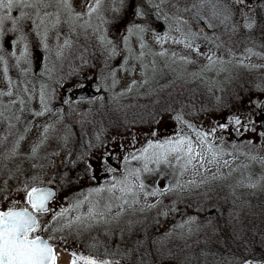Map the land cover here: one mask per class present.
I'll return each instance as SVG.
<instances>
[{
	"label": "rangeland",
	"instance_id": "1",
	"mask_svg": "<svg viewBox=\"0 0 264 264\" xmlns=\"http://www.w3.org/2000/svg\"><path fill=\"white\" fill-rule=\"evenodd\" d=\"M187 1L178 2V6L181 9L186 5L191 8L192 3L199 2ZM253 1L255 5L249 9L246 6L236 8L231 0H215L221 7L227 5L233 13L232 20L224 23L221 22L222 17H213L207 6L200 11L203 19L195 15V10L181 11L183 19L188 20L187 24L181 25L183 30L198 35L193 42V48H186L183 43H173L171 39L158 43L154 32L163 35L168 32L169 24L173 28L170 36L180 39V33L175 31L174 21L166 24L163 19L156 20L153 19L154 16H149L147 21H144L149 25V31L145 35L148 48L143 50L146 54L142 61L135 59L141 49L139 38L133 36L130 40L133 56L126 66L124 60L128 53L122 42V37L126 34L124 26L131 19L141 22L140 18L132 15L139 0L128 2L123 18L107 26L106 35L114 40L117 47L118 54L115 57H110L109 48L98 38L105 25L95 16L92 18V24L100 26L99 33L94 32L92 28L85 31L79 27L83 23L82 20L76 22L75 28L71 27L67 22L68 18L61 13V24L56 29L49 30L47 51L28 25L26 31L31 33L28 37L31 64L20 65V68L26 70V74H21L15 66V58L10 56L12 51L19 56L23 44L17 43L10 47V41L15 39V35L8 33L4 37V51L0 52V55H4L13 66L8 63L9 71L5 74L4 64L0 62V92L6 93L11 89L13 95H0V112L4 113V117L10 118L5 119L7 123H17L21 126L14 139V142L19 140L16 154L20 155V160H14L11 164L8 162V172L0 175V188H3L7 181L9 188L14 190L26 180L30 181L32 176H39L44 180V184L57 188L58 196L52 203V207L57 211L60 208H70L77 201H83L79 209L72 208L68 213L73 220L72 226L55 234L54 243L60 256L59 264H70L73 251L93 256H101L107 251L110 258L120 260L122 264H188L186 259L190 254L195 256L189 239L191 231L196 226H210L216 222L203 218L204 212L210 206L208 202L213 201L211 197L214 193L219 194L218 197L233 193V198L238 197L240 201L249 200L252 195L264 197V136L261 135L264 132L258 120L259 105L264 104V0ZM86 2L87 0H72L75 11L84 12ZM109 5L110 0H105L103 15L111 20L115 14ZM47 11L52 12L55 9ZM167 11L171 16L175 9L169 6ZM54 19L55 17L50 18L48 24ZM246 20L254 22V27H245ZM207 23H211L213 27H207ZM204 25L206 27H203ZM43 30L44 25H41L40 31ZM57 34L61 46L66 39L71 41L70 47L63 49V55L59 57L56 55L61 50L57 47ZM249 40H259V47L252 45ZM217 44L221 46L217 48ZM196 47H199V53L194 50ZM249 48L252 53L247 51ZM164 50L167 52L165 56L153 55ZM212 54H215L214 59L219 58L224 63H217L209 68L207 57ZM181 57H187L194 63H187ZM145 64L148 65L147 69L144 68ZM8 78H11L12 85H9ZM113 79L116 81L115 85ZM202 80L206 81V84L200 86L202 91L197 89L199 96L195 94L197 99L202 100V92H205V114H201V108H197L199 106L193 103L198 101L195 100V95L191 103L195 105L193 107L188 106V100L183 102L182 96L177 92L179 87L196 88L197 82ZM86 81H90L98 92L96 97L89 98L95 100L88 102L82 99V102H72L69 94L82 87ZM133 81L136 82L134 86ZM163 84L166 86L163 89L169 97L165 102L155 104L156 95L148 96V93ZM25 85L29 89L28 92L22 91ZM41 85H44L45 102L49 110L44 115L37 116L34 113L44 109L40 102ZM190 95L188 93V99ZM106 98L115 101L126 100L127 104L130 103L133 113V116H130V126L120 133L113 132L109 139L105 137L102 126L93 128L90 134L95 137V143L79 145L77 150L71 151L73 145L80 142H73L76 131L73 133L63 128V123H60L61 119L65 118L61 106L68 104L72 118L78 112L98 108L101 110L102 101ZM21 99L25 101L23 105L19 103ZM166 108L167 112L164 110ZM157 111L160 118L155 121L152 115ZM128 113L126 114L129 116ZM262 113L264 115V108ZM177 114L188 123L177 121ZM17 116L19 120L15 119ZM235 116L241 118L242 124L237 125L234 120L229 123ZM249 117L252 118L251 121H248ZM188 124L208 132L209 141L213 142L216 148L223 150L225 154L218 163L206 165L207 171L204 168L194 171L189 167L183 176L179 175L180 169L176 166L174 156L170 157V164H161L159 168L155 163H150L149 168L153 171L142 172L140 175L146 186L145 191L150 192L154 188L168 189L171 185L170 191H166L162 196H145L144 192H140L138 203L119 208L116 207L119 201H113L111 211L105 216H97L95 220L87 218L89 209L97 200L98 211L109 203L107 191L99 196L94 192L89 195L91 189L109 187L114 183L113 177L122 180L127 176L139 183V180L135 176H129V173L142 168L143 161L133 160L132 156H139L140 150L147 147L150 141L162 142L181 135H187L197 141L195 132ZM75 125L78 126L76 123ZM222 125L227 127H221ZM46 126H50L47 133ZM110 126L113 128L116 125ZM113 131L117 130L113 128ZM21 136L24 139L20 140ZM12 146L13 143L11 148ZM36 146L38 151L33 155L32 148ZM90 149L93 151L90 152ZM88 150L89 155L83 157V160L78 162L76 159V163L68 164L75 166L72 170L74 177L66 180L62 173L67 175V172H63L60 162L63 159L72 162L76 151L81 155ZM202 151L208 155L205 149ZM125 157L128 158L127 162ZM225 160L228 161L227 165L224 164ZM1 165L4 164H0L2 172L4 169ZM69 175L68 172L67 176ZM178 181L181 185L179 188L176 187ZM188 181L194 183L189 184ZM250 184L256 186L250 187ZM115 195H120L118 190ZM150 204L156 207H148ZM118 212L121 215L117 216ZM77 216H81L82 220L76 222ZM260 219L262 220V217ZM62 223H67V219ZM133 230L135 234L141 232V237L154 238L153 250L141 251L138 257L133 256L131 251L126 252L124 249L130 248V245L126 244L125 235L132 237L130 235Z\"/></svg>",
	"mask_w": 264,
	"mask_h": 264
},
{
	"label": "snow or ice",
	"instance_id": "2",
	"mask_svg": "<svg viewBox=\"0 0 264 264\" xmlns=\"http://www.w3.org/2000/svg\"><path fill=\"white\" fill-rule=\"evenodd\" d=\"M105 0H87L86 10L84 12H76L72 0H0V52L4 51L3 41L4 37L8 33L15 35V39L10 41L9 46L14 44L22 43L23 50L19 56H17L15 51L10 53L11 57L15 58V66L19 68L21 74H26V70L20 68L21 63L31 64L28 37L31 34L26 31L28 25L31 26V32L35 33L37 37L40 38L45 51L48 50V36L49 30L56 29L61 24V13H63L67 18V22L71 27L75 28L76 22L83 21L79 27L87 31L92 28L94 32H100L99 25L92 24V18L95 16L98 18L103 25V33H101L98 38L105 44L110 51V57H115L117 53V47L114 40L109 39L106 33L108 32V25L115 24L118 19H122L124 16L125 9L128 7L127 0H110V9L115 14L111 20L106 19L103 15ZM236 4H242L243 0H235ZM175 9V12L170 16L168 14L167 8ZM209 7L213 17H222L221 22H228L232 20L233 13L229 10L227 5L220 6L215 0H199V2H194L189 8L187 5L181 9L178 3L173 2V0H139L136 3L132 15L134 17L140 18L141 22H137L136 19H131L127 21L124 26L125 35L122 37V42L124 48L127 50V57H125V66L128 60L133 56V49L130 45V40L133 36L139 38V47L141 52L139 55L135 56V59L141 60L145 56L144 49L148 48L145 43V35L149 31V25L144 23L147 21L149 16H154L156 20L163 19L167 24L169 21H174L176 23L175 31L180 33V39L174 36H170L169 33L173 31L172 25L169 24L168 32L163 35L154 32L155 39L158 43H165L169 39L173 43H183L186 48H193V42L198 38L195 32H185L181 27L182 24H187L188 20L183 19L180 12H189L195 10V15L199 19H203L200 16V11L205 7ZM47 9H55V11L49 12ZM246 16V14H244ZM55 17V19L48 24L50 18ZM10 25V26H9ZM41 25H44L43 32L40 31ZM245 27L251 29L254 27V22H248L246 20ZM207 27L212 28L211 23H207ZM119 30V29H118ZM235 30V29H234ZM57 47L61 50L56 53V55L62 56L63 49L69 48L71 45L70 39H66L64 45L59 44V35L56 36ZM221 45L217 44V48ZM199 53V47L194 49ZM249 53H252V49H247ZM167 54L166 50L159 53H153V55L165 56ZM175 53H173V56ZM214 55H209L207 59L209 60L208 67L211 68L213 65L219 63L223 64L224 61L219 60V58L214 59ZM187 63H194V61L189 60L187 57H181ZM0 62L4 64V72L8 73V59L4 55H0ZM154 63V61H153ZM148 65H144L147 69ZM127 71V68L125 67ZM115 73H113V77ZM9 85H12L11 78H8ZM116 81L113 79V85ZM133 81V85H135ZM147 83V81H145ZM129 90H131V87ZM23 92H28L29 89L25 85L22 89ZM0 95L12 96L13 92L10 89L8 92H0ZM40 102L44 105V109L40 112L34 113V115L42 116L49 109L45 102V92L44 85H41L40 89ZM15 103V101L13 102ZM21 105L25 103L23 99L19 101ZM68 103V101H65ZM259 103V102H258ZM264 108V104L259 105ZM0 117H4V113L0 112ZM4 119L9 120V117H4ZM19 120V117H15ZM177 121H183V117L179 114L175 116ZM234 120L235 124H242L241 118L235 116L229 120L232 123ZM188 123L187 121H183ZM9 129L14 127L11 123L8 125ZM45 127V133H47L48 128ZM188 127L195 132L197 141L187 135H181L174 138H169L165 141H157L155 143L149 142L147 147L140 150V155H133V160H142L143 167L136 169L134 173H129V176H135L139 183L130 180L127 176L122 180H116L113 177L114 183L109 187H99L96 189H91V193H96L98 196L105 191L109 193V203L105 204L103 209L98 211L99 200H97L88 212V219L95 220L97 216H105V214L111 211L113 206V201H119L116 207L124 208V206H131L132 204L139 202L140 192H144L145 196H162L166 191H170L172 186L170 185L168 189L154 188L152 191H145V184L140 175L142 172H152L153 170L149 168L150 163H155L157 168L161 164H170V157L174 156L176 166L180 169L179 175L183 176L184 172L191 167L194 171L198 168H204L207 171L206 165L218 163L219 159L225 154L222 149H218L214 146L213 142L209 141V133L203 130L195 128L193 125L188 124ZM221 127H227V125H222ZM215 132V129L212 130ZM11 135L9 131L3 141H7L8 136ZM264 136V133H261ZM24 139L23 136L19 138ZM46 139V136H45ZM67 139V137H65ZM19 140L13 143L11 149L7 152L6 158H11L14 156L18 150ZM205 149L208 155L204 154ZM38 151V146L32 148V154L35 155ZM255 159V157H253ZM128 158L125 157L127 162ZM224 164L227 165L228 161L225 160ZM114 171V170H113ZM215 179L216 177L213 176ZM44 180L39 176H32L31 180H26L22 186H17L14 190L10 189L5 181L4 187L0 188V264H59L60 256L57 253V245L54 243L56 240L55 234L57 232L63 231L65 228H70L73 224L72 218L68 215L72 208L79 209L83 201H77L70 208H60L57 211L52 207V201L56 197V193L50 187L44 186ZM189 184L194 183V181H188ZM250 187H255V184H250ZM176 187H181L179 181ZM119 191L120 195L116 196V191ZM87 199V198H86ZM159 203V202H158ZM148 207H156L154 204L148 205ZM167 215V213H164ZM121 213H117V216ZM67 219V223H62L64 219ZM82 220L81 216L76 217V222ZM63 238V237H62ZM114 255V254H112ZM127 256V253L125 254ZM72 260L70 264H122L120 260L110 258V254L105 251L101 256L85 255L81 252L73 251L71 252ZM245 264H253L252 261H245Z\"/></svg>",
	"mask_w": 264,
	"mask_h": 264
},
{
	"label": "trees",
	"instance_id": "3",
	"mask_svg": "<svg viewBox=\"0 0 264 264\" xmlns=\"http://www.w3.org/2000/svg\"><path fill=\"white\" fill-rule=\"evenodd\" d=\"M183 1L186 0H179L178 2ZM128 2H132V0H127V3ZM173 2L178 3L174 0ZM231 2L236 8H244L246 6V8L250 9L255 5L253 0H243L242 4H236L235 0H231ZM187 3H189V0ZM153 19H155V17ZM203 27H206V25ZM249 41L252 43V45H257L259 47V40ZM8 63L9 65L13 66L10 61ZM205 84L206 81H198V86H196V88L194 87L188 89L187 87H179L177 92L182 96L183 102L188 100V106H191V103L194 100V95L196 96L195 100L197 99L196 94H198V96L200 95L197 93V89L201 90L200 86ZM165 87L166 86L163 84L162 87L158 86L154 89H151V93H148V96L156 95L157 99L155 98L156 101L154 100L155 104H160L168 99L169 95H167V92L164 91L165 89H163ZM188 93L191 94L189 97L190 99H188ZM204 95L205 92L203 91L202 100L198 98V101L193 102L196 106H199L197 108H201V114H205L207 112V104L203 102ZM86 100L88 102H92L95 99ZM102 102L103 105H101V110L98 108L94 110L78 112L74 114L72 118L70 117L68 111V104L61 106L63 110L62 114L65 116V118L61 119L60 123H63V128L69 131L73 133L76 131L72 138L73 142L76 141L77 143V140L80 142L76 145H73V149L71 151L77 150L76 147L79 145L84 146V144L90 145L95 143V137L90 134L93 128H99V126H102L106 133L105 137H108L109 139V135H111L113 132L120 133L125 131L126 128L128 129L130 126V116H133V113H131L130 109V103L127 104L126 100L115 101L112 98H106ZM195 105L192 106L194 107ZM164 110L167 112L168 108ZM157 112L158 114H156ZM157 112L152 115V118L155 121L160 118L159 111ZM126 113H128L129 116ZM4 120L5 119L3 117H0V141H3V138L9 131L11 132V135L8 136L7 141H4L2 144L0 143V164H4L1 165L4 170H2V172L0 170V175L1 173H5L7 171V168L11 163H13L14 160H20L18 158L20 155L18 154H15L11 158L6 157L8 150L11 149V143H14L15 134L20 129L21 124H12L14 127L9 129V123ZM74 122L78 126H76ZM113 124L116 125L113 128H115L117 131H113V128L110 126ZM132 125H134V123H132ZM92 148H94V146ZM91 150L92 149H90V152ZM88 152L89 150L79 155L76 151L74 155L75 158L72 162L69 159H63V161L60 162L61 169L63 167V172L65 170L67 175L68 172L70 173L69 176H67L65 173H62V176L65 177V179L74 177L72 175V170L75 168V166L68 164L76 163V159L78 162H80L83 160V157L89 155ZM8 162L10 164H8ZM218 195L219 194H213L211 197L213 201L208 202L210 206L203 215L204 219L214 220L216 222L213 224L209 222L211 223L210 226L207 224L203 226H196V228L191 231L189 239L191 240V247L195 253V256H193L192 253L190 254L189 258L186 259L188 264H245V261H252L253 264H257L264 262V197L262 195H258L259 197L252 195L249 200L243 199L240 201L238 200V197L236 199L233 198V193L232 195L230 193L226 196L223 195V197H218ZM261 217L262 220L260 219ZM202 233H207V235ZM130 236L132 237H128L127 234L125 235L124 240H126V244L130 245L131 248L124 249L126 252L131 251L133 256L137 255L138 257V253L141 251L150 252V250H153L152 248L155 246L154 238L141 237V232L135 234V230H133V234ZM135 236H137V238Z\"/></svg>",
	"mask_w": 264,
	"mask_h": 264
},
{
	"label": "water",
	"instance_id": "4",
	"mask_svg": "<svg viewBox=\"0 0 264 264\" xmlns=\"http://www.w3.org/2000/svg\"><path fill=\"white\" fill-rule=\"evenodd\" d=\"M97 94H98V92L94 89L92 83L90 81H86L83 84L82 87L77 88V89H74L71 92V94H69V96H70V100L71 101H74V100H79V99L94 98V97L97 96ZM259 108H260V112H262L263 108L262 107H259ZM260 124L262 126L261 127L262 128V131L264 132V119H261ZM44 186L52 188V190L56 193V197L51 202V203H53L55 201V199L57 198V196H58L57 188L54 187L53 185H46V184H44Z\"/></svg>",
	"mask_w": 264,
	"mask_h": 264
},
{
	"label": "flooded vegetation",
	"instance_id": "5",
	"mask_svg": "<svg viewBox=\"0 0 264 264\" xmlns=\"http://www.w3.org/2000/svg\"><path fill=\"white\" fill-rule=\"evenodd\" d=\"M247 119H248V121H249V120H250V121L252 120V118H250V117L247 118ZM261 119H264V115H263V113L260 112V113H259V116H258V120H259V122L261 121Z\"/></svg>",
	"mask_w": 264,
	"mask_h": 264
}]
</instances>
